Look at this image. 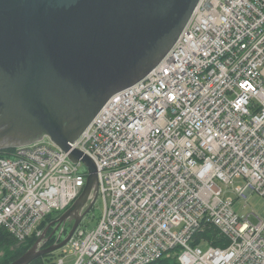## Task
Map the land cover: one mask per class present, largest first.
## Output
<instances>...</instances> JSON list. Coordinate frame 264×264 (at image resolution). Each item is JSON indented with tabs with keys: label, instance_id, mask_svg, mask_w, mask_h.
Wrapping results in <instances>:
<instances>
[{
	"label": "built area",
	"instance_id": "1",
	"mask_svg": "<svg viewBox=\"0 0 264 264\" xmlns=\"http://www.w3.org/2000/svg\"><path fill=\"white\" fill-rule=\"evenodd\" d=\"M70 144L95 162L104 208L47 264L69 250L73 264H264V218L218 183L264 196V0H198L162 59ZM83 163L48 136L0 153V226L41 236L81 194ZM207 225L222 245L195 243Z\"/></svg>",
	"mask_w": 264,
	"mask_h": 264
},
{
	"label": "water",
	"instance_id": "2",
	"mask_svg": "<svg viewBox=\"0 0 264 264\" xmlns=\"http://www.w3.org/2000/svg\"><path fill=\"white\" fill-rule=\"evenodd\" d=\"M197 2L0 0V148L48 136L89 172L78 198L10 264H29L69 242L99 191L95 162L70 142L112 94L162 59ZM67 221L73 222L68 234L62 238L61 230L45 246Z\"/></svg>",
	"mask_w": 264,
	"mask_h": 264
},
{
	"label": "trees",
	"instance_id": "3",
	"mask_svg": "<svg viewBox=\"0 0 264 264\" xmlns=\"http://www.w3.org/2000/svg\"><path fill=\"white\" fill-rule=\"evenodd\" d=\"M12 148L13 147L2 148L0 149V153L5 154ZM60 215L61 212L57 211L47 214L40 223L39 229L44 231L47 225L56 220ZM53 230L54 226L52 225L49 228L47 235H50ZM55 234L46 242L45 246H49L56 241L58 236L55 237ZM39 237L40 236L37 235V233H34L32 236L27 237L23 244L17 245L19 241L4 226H0V264H10L11 262H13L27 250H29L36 243ZM201 239H206L215 246H220L223 244L218 229L213 225H207L203 231L195 235V243L201 242ZM50 255L51 253L40 256L29 264H47V262L51 260Z\"/></svg>",
	"mask_w": 264,
	"mask_h": 264
},
{
	"label": "rangeland",
	"instance_id": "4",
	"mask_svg": "<svg viewBox=\"0 0 264 264\" xmlns=\"http://www.w3.org/2000/svg\"><path fill=\"white\" fill-rule=\"evenodd\" d=\"M11 146L13 147L15 145H11ZM7 147H10V146L1 147L0 149L7 148ZM82 168L88 169L86 163H83ZM218 183L222 187L224 191V195L231 196L235 199L234 207H235V210L239 212L240 215L246 214L249 211H254L255 213H257L258 216L264 218V196H262L258 192H253V193H250L248 196L244 197V196L238 195L234 191L235 186L244 185L245 183L244 179H236L231 187L226 186L225 183L222 181H218ZM103 208H104L103 200L101 198H98L93 208L83 218L81 222V226L87 229L94 228L97 225L99 219L101 218V215L103 213ZM72 224L73 222L67 221L64 226L58 229L57 233L55 234L56 235L55 237H57L59 235V232L62 230L63 231L62 238H64L65 235L71 229ZM53 226L55 228L56 224L55 225L53 224ZM203 246H204L203 248L205 249L206 245L203 244ZM63 255L64 254L62 252V249L60 248L52 252L50 255V258L51 260L52 259L57 260V258H60ZM75 259H76L75 254L73 253V251L69 250V253L65 257L64 259L65 261L63 264H73Z\"/></svg>",
	"mask_w": 264,
	"mask_h": 264
},
{
	"label": "flooded vegetation",
	"instance_id": "5",
	"mask_svg": "<svg viewBox=\"0 0 264 264\" xmlns=\"http://www.w3.org/2000/svg\"><path fill=\"white\" fill-rule=\"evenodd\" d=\"M75 122H76V119L71 120L69 123H70V124H73V123L75 124ZM57 231H58V230H57ZM57 231H56V232H57ZM56 232H55V233H56Z\"/></svg>",
	"mask_w": 264,
	"mask_h": 264
}]
</instances>
